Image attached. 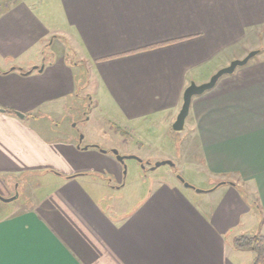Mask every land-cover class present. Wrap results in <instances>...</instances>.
Instances as JSON below:
<instances>
[{
  "label": "crops",
  "instance_id": "obj_1",
  "mask_svg": "<svg viewBox=\"0 0 264 264\" xmlns=\"http://www.w3.org/2000/svg\"><path fill=\"white\" fill-rule=\"evenodd\" d=\"M0 2V194H31L0 217V264H240L233 238L264 235V0ZM252 37L263 49L192 97L173 147L184 89ZM58 40L88 65L113 145L33 115L75 89L64 55L42 58ZM157 126L158 156L188 163L178 172L202 191L158 180L131 205L106 202L125 173L111 149L137 153Z\"/></svg>",
  "mask_w": 264,
  "mask_h": 264
},
{
  "label": "rangeland",
  "instance_id": "obj_2",
  "mask_svg": "<svg viewBox=\"0 0 264 264\" xmlns=\"http://www.w3.org/2000/svg\"><path fill=\"white\" fill-rule=\"evenodd\" d=\"M257 42L258 40L254 37L247 39L245 53H247L252 48L263 49L262 46H256ZM261 43L264 45V40H262ZM71 52L72 50L68 47V45L61 40L55 41L51 45L44 47L42 58L46 57L45 61L47 62L54 60L58 56H65V64L67 67H69L71 72H73L72 81L75 89L67 97L60 100V102L53 103L47 107H42L33 115L43 122H49L52 127L57 126L59 128H65L67 131L71 132L73 136L76 137V139H78L83 145H85L90 138L101 139L100 144L102 146L113 145L114 142L108 141V137L111 139L108 130L100 127L101 124L108 123V118L106 117L105 112L100 110L98 106H95L96 94L92 93L95 82L90 79L88 65L84 62H80V60H77V58L74 57L75 55H73ZM59 109L62 110L59 111ZM19 113L24 115L23 112ZM32 116L30 114L27 116L28 122L32 120ZM88 118H90L89 121H87ZM102 126L104 127V125ZM160 129V126L151 127L150 135L142 139L136 138L137 135H135V137L132 139V143L133 149L137 150V153L124 154L125 150H127L126 147L123 146V144L121 145L118 143L117 147L120 149L119 154L134 155L142 159L144 162L149 161L151 164H145V169H142L140 163L137 160L132 158L125 159L123 162L125 173L123 172L122 182L120 185L115 186L106 192V202L114 203L116 201L125 200L126 205H131L144 192L142 186L151 187V185L156 183L158 180L171 181L174 183L178 182L184 186L177 177H171V173H175V175L179 174L185 182L192 186L190 187L191 189H201L196 186L199 180L197 178L200 177L199 174L195 176L194 173H191L190 171L189 173L188 169H184V171L180 173L178 172L179 168L188 165V163H183L181 159H171L175 162L174 168L164 164L151 169L155 162L165 159L158 156L162 153V150H164V146L168 145L162 143L163 137L158 136ZM175 132L176 137L172 145L176 148L179 131ZM193 153L194 156L193 154L189 153L188 159L197 157L199 155L196 149H193ZM11 185H13L12 182ZM13 189V194L10 196H13L15 192H17V197L15 200L7 203L0 201L1 206L4 207V209H0V217L7 213V210L14 212L18 207L28 203L27 200L31 195L30 186H27V188L25 187L23 189L21 185H18L17 187V184H15ZM0 196L5 197L1 194ZM232 249H234V252L231 255V259L234 262L240 264H251L253 259V252L251 250H239L234 247H232Z\"/></svg>",
  "mask_w": 264,
  "mask_h": 264
},
{
  "label": "water",
  "instance_id": "obj_3",
  "mask_svg": "<svg viewBox=\"0 0 264 264\" xmlns=\"http://www.w3.org/2000/svg\"><path fill=\"white\" fill-rule=\"evenodd\" d=\"M259 52V49H252V50H249L242 58H236V59H232L227 65L219 68L218 70H216L211 76L210 78L203 82V83H200V84H196L194 81H190L189 85L184 89L183 91V95H182V104H181V107L176 115V118L174 120V122L172 123V128L174 131H180L183 129V126H184V122H185V119L188 115V112H189V107H190V103H191V99L193 96H196V95H200L202 94L203 92L211 89L215 83L217 82V80L222 76V75H225V74H230L232 73L237 67H240V66H243L245 65L248 60L250 58H252L254 55H256L257 53ZM43 66H40L39 69H42ZM0 111H4L3 109H0ZM17 117L19 118H23L24 115L20 114L19 112H15L14 113ZM111 153L115 156V158L123 163L125 159H128V158H132V159H135L137 160L139 163H140V166L142 169L145 168V164H151L149 161H143L142 159L134 156V155H121L119 154V152L116 150V149H111ZM164 164H167L169 166H171L172 168L175 167V164L172 160L170 159H164V160H161V161H158V162H155L151 169H154L160 165H164ZM176 177L179 179V181H181L184 186L186 187H192L189 183L185 182L183 180V178L179 175V174H176ZM196 191L198 192H201L202 190L201 189H196ZM17 197V192H15V194L13 196H10V197H2L0 196V201L1 202H10L12 200H15Z\"/></svg>",
  "mask_w": 264,
  "mask_h": 264
},
{
  "label": "trees",
  "instance_id": "obj_4",
  "mask_svg": "<svg viewBox=\"0 0 264 264\" xmlns=\"http://www.w3.org/2000/svg\"><path fill=\"white\" fill-rule=\"evenodd\" d=\"M260 50L262 49H259V51ZM0 209H4V207L1 206V203ZM233 246L239 250H251L253 252L251 264H264V235L255 233L235 236L233 238Z\"/></svg>",
  "mask_w": 264,
  "mask_h": 264
}]
</instances>
